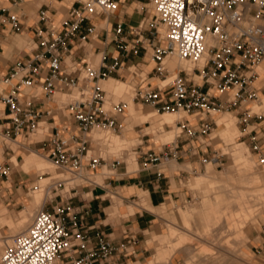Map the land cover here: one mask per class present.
<instances>
[{
    "label": "built area",
    "instance_id": "1",
    "mask_svg": "<svg viewBox=\"0 0 264 264\" xmlns=\"http://www.w3.org/2000/svg\"><path fill=\"white\" fill-rule=\"evenodd\" d=\"M148 1L152 15H148L149 10L145 13L144 6L142 19L130 27L121 19L110 26V18L120 11V0H74L59 26L54 24L49 7L40 9L36 45L2 77L8 85L0 86V101L6 106L2 134L7 139L30 138L42 129V136L33 142L71 177L48 183L54 195L46 197L30 225L5 244L0 264H125L121 256L135 251L138 239L133 233L120 242L103 232L93 239L72 200L75 195L71 189L76 190L79 183L63 192L68 181L76 179L100 184L94 173L106 158L93 152L91 144L95 142L99 149L101 143L91 131H122L127 110L124 100L106 105L108 91L100 80L124 69L131 54L143 50L156 62L154 75L159 77L154 84L144 83L148 73L135 63L133 70L139 81L134 100L158 111L182 110L193 115L177 120L176 139L158 150L149 148L141 153L145 167L178 159L186 152L180 150L182 137L188 142L212 139L218 125L214 111L234 106L240 136L249 138L257 164L264 166V125L258 120L263 114L251 105L264 90V77L262 85L257 82L264 62V0ZM4 26L19 32L21 14L0 4V28ZM96 43L102 44L101 49H94ZM111 45L115 48L112 53L102 48ZM79 49L85 50L82 56L76 54ZM171 53L193 63L192 70L172 71L166 61ZM231 89H235L233 96H225ZM74 90L76 97L57 102L58 92ZM13 157L0 158V180L11 175ZM223 158L222 149L215 148L201 161L220 164ZM124 162L115 157L109 167L115 170Z\"/></svg>",
    "mask_w": 264,
    "mask_h": 264
},
{
    "label": "crops",
    "instance_id": "2",
    "mask_svg": "<svg viewBox=\"0 0 264 264\" xmlns=\"http://www.w3.org/2000/svg\"><path fill=\"white\" fill-rule=\"evenodd\" d=\"M36 1L37 0H0L1 5L8 7L12 12L21 14L22 24V29L19 32L14 31L11 26L0 28V86L8 88V85L2 82V77L10 71L13 63L17 59L26 55L27 52L31 51L30 48L36 45L39 39L36 30L41 25L38 20L40 9L42 7H49L54 13V24L59 26L61 18L66 14L68 8L74 2V0H51L53 3L49 4L46 2L47 0H42L39 3ZM120 4V11L110 18V26L119 19L123 20L127 27L136 26L143 17V14L141 13L143 6L141 7V10L138 9L139 7L135 6L132 12L130 7L134 4L131 0H120ZM63 7L66 10H64ZM101 46L102 44L96 43L94 44V49H101ZM102 48L107 49L108 53H112L115 50L114 45ZM86 49L87 48H85V50ZM83 50L84 49H79L76 54L82 56L85 53V50ZM97 58L98 57H95V60H97ZM170 60L171 58H166L168 65L172 62H170ZM125 61L126 66L124 69L120 70L109 79L100 81L102 87L107 89L109 93L111 92L114 96L123 97L127 102V112L124 115L126 121L125 135L123 137L112 135L113 138H106L104 137L105 131H101L100 129L93 130L91 134L94 139L100 141L101 144L99 150H103L102 145H107L109 151L121 152L126 150L130 151V153L128 156L122 153L119 154L118 158L125 162L115 169L114 172L110 170L109 162L107 163L108 160L106 159V161H104L102 164L103 166L99 168L101 170L103 169L102 174H108L104 178V183L100 182V184L94 185L86 181V183H83L81 186L79 183L76 190L71 189V193L75 195L72 199L73 203L81 210V214L84 216L87 232L93 237V239L96 240L97 233L100 232L105 233V235L112 238L115 242L124 240L127 237V233H133L137 236L138 240L133 246L135 251L133 253H124V255L121 256V259L125 264H137L139 261L141 262L147 257V252L150 249L148 240H152L154 237L163 240L169 233L171 227L179 228L175 225L176 222L174 220L168 219L170 221L168 223V230L163 233L158 232V214L155 208H158L169 198L182 200L184 193H186L183 181L190 172V170L186 168L187 165L189 164L191 166L192 171H197V169L201 168L204 164L201 161V158L205 155H210L214 149L218 147L213 144V138L203 143L198 138L191 139L188 142L182 137L179 140L180 150H186V152L182 153L178 159L171 158L163 165L162 163H159L157 165L145 167L142 158L140 157L141 153L149 148L158 150L163 143L158 148L150 146L146 150L141 149L140 155L137 157L134 147L137 146L136 144L142 143V138L137 135L138 132L135 129V124L144 121H151L152 124H154V127L162 126V128H164L166 124H169L170 126L171 124L163 123L160 119L166 113H160L161 117L159 118L156 117L151 110L147 112L136 105L133 100V92L131 93L130 91V88L131 90L134 88L133 85L115 77H124L135 83L138 82L139 76L134 72L133 65L139 63L140 67L148 73V79L144 83L151 82L154 84L159 81V77L154 75L156 62L148 55H144L143 50L138 55L131 54ZM143 65H148L150 69L146 70ZM179 68L180 66L178 68L176 66L173 71H178ZM192 68H190V70H192ZM262 93L261 100L264 98V90H262ZM57 102L59 101L57 100ZM55 104L56 103H54V105ZM5 110L6 106L0 101V136L3 135L2 132L6 125V117L2 114ZM174 114L179 115L173 122L175 128H177V120L184 118L185 113L179 111L174 112ZM221 116H219V118H221ZM261 124L264 125L263 120L261 121ZM220 126L222 133L226 128H224V125ZM149 127L150 126H146V128ZM42 131L43 130H39V132L33 133L32 140H29V138L28 140H25L24 138L10 140L15 144L19 143L21 152L16 153L15 148L5 145L4 143V150L2 151L3 147L0 142V154L3 153V158H8L10 155L14 156L11 175L8 178L0 180V222H12L13 217L16 216L7 206H3L1 203L15 204V202H17L19 189L29 186V182L31 181L29 180V176L25 177V175L31 171L45 170L46 163L52 164V161L49 158L47 159L43 157L39 151L29 147L30 145L31 147L34 146L33 148L38 149L39 144L36 146L37 143H34L33 141L42 136ZM238 131L239 133L241 132L239 126ZM147 134L148 133H142L141 135L144 137ZM144 139L146 140L147 138ZM168 139H171V135H167L166 139H162V141L160 139V141L163 142ZM247 139L249 138L247 137ZM19 140H25V142L20 143ZM154 142L157 143L156 141ZM91 147L92 150H95L94 148H97L96 143L93 142ZM194 150L197 152L193 153ZM19 158H21V160ZM42 158H44V160H42ZM170 160L187 164L183 165L185 168L178 169L176 165L167 164ZM129 164H137L139 168H136L135 170L130 169ZM212 167L208 166L205 172L196 176L193 184L196 185L201 179L209 177L212 170H214ZM98 170L95 171L94 175L100 173H98ZM111 172L113 174L110 175ZM50 179H54V177H50ZM41 180H45V178L40 179L35 184L32 193L40 190L39 188L41 186L39 182H41ZM140 199L145 202H141ZM145 203L147 205H145ZM49 208H51V206H49ZM30 209L31 206L29 205V210ZM161 209L165 211L166 207L162 206ZM184 224L185 217L183 225ZM5 236L12 238L13 235ZM163 254L164 252L158 254L154 253L147 259L146 264H152V262H154V264H159V260L163 258Z\"/></svg>",
    "mask_w": 264,
    "mask_h": 264
},
{
    "label": "rangeland",
    "instance_id": "3",
    "mask_svg": "<svg viewBox=\"0 0 264 264\" xmlns=\"http://www.w3.org/2000/svg\"><path fill=\"white\" fill-rule=\"evenodd\" d=\"M40 1L42 0H37L36 2L39 3ZM46 2L49 4L53 3L51 0H47ZM131 2L134 4L130 7L132 12L135 6L139 7L140 10L142 6H145V13L149 10L148 15H152L151 5L148 0H131ZM63 9L66 10L64 7ZM168 57L171 58V61L173 60V62H175V65H173L175 68L176 66L177 68L180 66L179 69L187 68L190 70L194 65L188 61L179 60L176 56ZM143 66L146 70L150 69L148 65ZM170 67L172 70L175 69L172 65H170ZM259 72L260 77L257 82L259 85H262L263 80L260 79L264 77V62L259 66ZM115 77L133 85L134 88L132 90L130 88V90L133 92L132 95L134 100L136 83L124 77ZM194 78L196 81H201V78L196 75H194ZM234 91L232 95L230 94L228 96H233ZM74 93H77V91L74 90ZM225 94L226 93H224V95ZM261 96L262 92H260V98L253 100L251 105L253 110L263 114L262 118H258V120L264 121V98L261 100ZM108 97L109 99L106 105H110V103L119 100L125 101L123 97L114 96L111 92L109 93V91ZM69 98H71V96L69 97L67 94L61 93L56 97V100L62 102L67 101ZM134 102L141 107L142 110L147 112L151 110L156 117L160 118V113H163V111L156 110L148 103H141L136 100H134ZM235 108L236 106L230 110L214 112L217 123L219 121L220 125L223 126V122L226 119L231 123L230 129L227 127L222 133L221 126L218 124L212 133L214 136L212 139L213 144L221 148L224 152L223 161L220 164L208 162L203 164L197 171H192L191 166L189 164L187 165L186 168H188L190 172L183 181L186 193H184L182 200L169 198L158 208H155L158 214V232L163 233L168 230V223L170 222L168 219L174 220L176 222L175 225L179 228H170L169 233L163 240L158 237L148 240L150 249L147 252V257L137 264H146L150 256L160 252H164V254L163 258L159 260V264H213L214 261H216L214 264H264V166H258L255 155L251 150L249 139L240 136L241 132L239 133L238 126L240 129L241 127L238 112ZM178 116L177 114L175 118L173 117V122ZM185 116H188V114L185 113ZM219 116H221V118H219ZM192 117L193 116L190 118ZM165 118V115L160 118L163 123L165 122ZM255 119L256 117L252 120ZM146 126L150 127L146 128ZM135 129L138 132L137 135L142 138V143H138L136 144L137 146L134 147L137 157L140 155L141 149L146 150L150 146L158 148L162 143L176 139L178 135V128H175L174 123H171V126L166 124L164 128H162V126L154 127L151 121H144L136 123ZM125 130L124 128L122 131L115 132L110 130L101 131H105L104 137L113 138L111 135L123 137L125 135ZM142 133L148 134L143 137L141 135ZM167 135H171V139L161 142L162 139H166ZM23 138L28 140L26 137ZM144 138L147 139L145 140ZM0 140L3 147L2 151L4 150V143L5 145L15 148L16 153L21 152L19 143L15 144L3 135L0 136ZM25 140H19V142L24 143ZM36 146H38V144ZM29 147L39 151L43 157L48 159L40 150L33 148L34 146L31 147L29 145ZM102 147L103 150L94 148L95 150H93V152L97 154L100 153L104 156L108 160L107 163L111 162L121 153L126 156L130 153V151L126 150L121 152L109 151L107 145H102ZM0 158H3V153L0 154ZM19 159L21 160V158ZM42 160H44V158H42ZM167 164L176 165L179 169L185 168L183 165L187 163H178L175 160H170ZM45 166V170L31 171L25 175V177L29 176V180L31 181L29 182V186L19 189L17 196L18 200L15 204L1 203L3 206H7L16 216L13 217L12 222H0V237L3 238L0 239V254L5 244L11 241V238L5 235H14L15 233L25 230L31 223L35 212L42 207L48 194L47 185L53 181L50 177L58 178L63 176L61 168L57 167L53 162L52 164L46 163ZM208 166H213L212 168H214V170H212V173L209 177L201 179L194 185L193 181L195 177L205 172ZM129 167L133 170L139 168L137 164H129ZM102 170L99 169L98 173H100L94 175V178L104 183V178L108 174H102ZM110 170L114 172L113 169ZM112 172L110 175L113 174ZM42 178H45V180L39 182L41 186L39 189L41 192L38 190L32 193L33 187ZM74 183H80L81 186L83 183H86V181L83 179H76L69 184L67 183L63 192L69 188L68 185L72 186ZM50 194L54 195L52 192ZM113 198L116 199L115 197ZM140 201L145 202L142 199H140ZM29 205L31 206L30 210ZM145 205L147 204L145 203ZM162 206L166 207L165 211L161 209ZM184 217L185 224L183 225ZM217 253L221 255L219 256ZM216 256L218 259H216ZM152 264H154V262H152Z\"/></svg>",
    "mask_w": 264,
    "mask_h": 264
},
{
    "label": "bare ground",
    "instance_id": "4",
    "mask_svg": "<svg viewBox=\"0 0 264 264\" xmlns=\"http://www.w3.org/2000/svg\"><path fill=\"white\" fill-rule=\"evenodd\" d=\"M168 56H176L179 60H184V61H188V60H185V59H183V58H181L178 54H176V53H171V54H169ZM167 56V57H168ZM166 57V58H167ZM174 59V58H173ZM170 62H171V60H170ZM189 62V61H188ZM189 63H191V62H189ZM171 65H172V67H173V65H175V62H173V60H172V62L170 63ZM193 64V63H192ZM173 71V70H172ZM189 71H191V70H189ZM112 77V76H111ZM106 79H109V78H106ZM101 80H105V79H101ZM100 80V81H101ZM128 85V84H127ZM128 88V87H127ZM126 88V89H127ZM112 90V89H111ZM235 89H231V90H229V91H227V93L225 94V96H228V95H232V92L234 91ZM77 91V90H76ZM131 91V90H130ZM61 93H64V94H67L69 97L71 96V98L72 97H76L77 95H78V92L77 93H74V91L72 92V93H67V92H58L57 94H56V97L59 95V94H61ZM132 93V92H131ZM263 94V93H262ZM75 95V96H74ZM70 99V98H69ZM107 103V102H106ZM179 111H182V110H179ZM179 111H163V113H166L165 114V116H166V118H165V123H173V120H174V118H175V114H174V112H179ZM182 112H184V111H182ZM214 112H222V111H214ZM185 113V112H184ZM188 116H193V115H188ZM174 117V118H173ZM224 128H229L230 129V125H231V123H230V121L229 120H224ZM177 125V124H176ZM177 128H178V126H177ZM95 129H101V130H110V129H103V128H94L93 130H95ZM93 130L91 131V133L93 132ZM110 131H113V130H110ZM179 131V130H178ZM101 132V131H100ZM115 132V131H114ZM92 135V134H91ZM105 136V135H104ZM108 136H110V135H108ZM112 136V135H111ZM18 138H23L22 136H18L16 139H18ZM16 139H8V140H16ZM104 139V138H103ZM29 140H32V135H31V137L29 138ZM121 144V143H120ZM117 145H118V143H117ZM31 157V156H30ZM50 159V158H49ZM51 160V159H50ZM29 161H30V159H29ZM52 161V160H51ZM53 162V161H52ZM54 164V163H53ZM252 164V163H251ZM41 166V165H40ZM103 166V165H102ZM101 166V167H102ZM259 166V165H258ZM58 167V166H57ZM262 167V166H261ZM62 171H63V169H61ZM255 170V169H254ZM254 172V171H253ZM262 172V171H261ZM71 177V175L68 173V172H66V171H63V176H61V177H58V178H54L53 180H56V179H59V178H70ZM260 180V179H259ZM71 182V181H70ZM69 181H68V184L70 183ZM69 186V188L71 187L70 185H68ZM68 188V189H69ZM40 191V190H39ZM41 192V191H40ZM256 194V193H255ZM48 196H51L50 195V192H49V190H48V194H47V197ZM39 197V196H38ZM256 199V198H255ZM1 214V213H0ZM7 218V217H6ZM25 221V220H24ZM30 225V224H29ZM185 227V226H184ZM172 228V227H171ZM175 228V227H174ZM185 229V228H184ZM174 230V229H173ZM172 233V232H171ZM174 233V232H173ZM10 238V237H9ZM0 239H3V238H1L0 237ZM213 248V247H212ZM219 248V247H218ZM216 252H218V251H216ZM230 252V251H229ZM219 253H221V252H219ZM218 254V253H217ZM219 256L221 255V254H218ZM217 255V256H218ZM216 256V257H217ZM222 257V256H221ZM220 258V257H219ZM216 259H218V257L216 258ZM219 261V260H218ZM214 262H216V261H214ZM214 262H213V264H214ZM218 263V262H217Z\"/></svg>",
    "mask_w": 264,
    "mask_h": 264
}]
</instances>
